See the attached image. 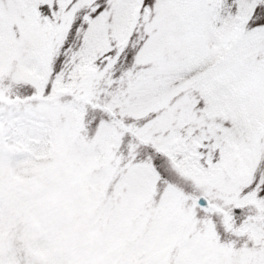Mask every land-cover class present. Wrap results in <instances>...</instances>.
Here are the masks:
<instances>
[{
	"label": "snow or ice",
	"instance_id": "6c2138e0",
	"mask_svg": "<svg viewBox=\"0 0 264 264\" xmlns=\"http://www.w3.org/2000/svg\"><path fill=\"white\" fill-rule=\"evenodd\" d=\"M0 264H264V0H0Z\"/></svg>",
	"mask_w": 264,
	"mask_h": 264
}]
</instances>
